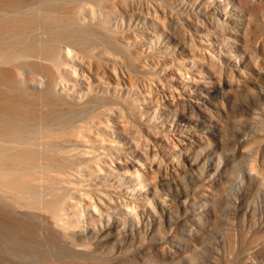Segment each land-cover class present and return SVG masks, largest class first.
<instances>
[{
  "label": "rangeland",
  "instance_id": "rangeland-1",
  "mask_svg": "<svg viewBox=\"0 0 264 264\" xmlns=\"http://www.w3.org/2000/svg\"><path fill=\"white\" fill-rule=\"evenodd\" d=\"M68 5L113 46H70L66 97L86 105L91 170L60 198L88 227L48 246L47 264H264V0ZM82 75L100 83L75 85ZM122 168L142 171L131 196L151 203L100 218L108 184L130 181H114Z\"/></svg>",
  "mask_w": 264,
  "mask_h": 264
},
{
  "label": "bare ground",
  "instance_id": "bare-ground-1",
  "mask_svg": "<svg viewBox=\"0 0 264 264\" xmlns=\"http://www.w3.org/2000/svg\"><path fill=\"white\" fill-rule=\"evenodd\" d=\"M76 1L0 0V264H47L52 259L48 246L57 249L88 227H72L73 212L60 198V187L67 186L73 174L86 171L90 177L87 159L92 152L81 147L86 105L78 107V101L66 97L71 92L64 82L70 46L87 48L101 40L113 46V41L82 25L81 8L68 5ZM94 77L73 76L75 85L88 91L100 81ZM140 102L150 103L149 96L144 94ZM121 158L110 154L108 159L113 165ZM141 173L119 170L114 181L127 174L130 181L108 184L105 189L112 195L101 194L107 204L101 213H94L101 218L122 203L130 212L149 205L152 198L131 196L143 186ZM119 223L112 229L119 230Z\"/></svg>",
  "mask_w": 264,
  "mask_h": 264
}]
</instances>
